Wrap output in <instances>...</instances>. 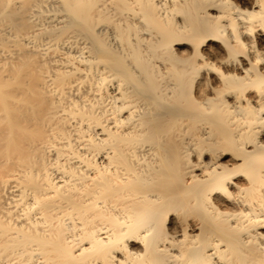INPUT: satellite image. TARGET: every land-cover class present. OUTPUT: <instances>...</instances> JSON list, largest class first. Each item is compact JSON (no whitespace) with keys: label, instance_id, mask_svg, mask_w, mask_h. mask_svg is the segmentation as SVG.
I'll use <instances>...</instances> for the list:
<instances>
[{"label":"bare ground","instance_id":"bare-ground-1","mask_svg":"<svg viewBox=\"0 0 264 264\" xmlns=\"http://www.w3.org/2000/svg\"><path fill=\"white\" fill-rule=\"evenodd\" d=\"M0 264H264V0H0Z\"/></svg>","mask_w":264,"mask_h":264}]
</instances>
